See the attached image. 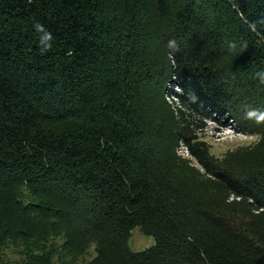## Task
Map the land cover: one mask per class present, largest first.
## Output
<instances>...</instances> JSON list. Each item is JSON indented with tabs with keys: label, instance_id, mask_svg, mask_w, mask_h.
I'll return each mask as SVG.
<instances>
[{
	"label": "trees",
	"instance_id": "trees-1",
	"mask_svg": "<svg viewBox=\"0 0 264 264\" xmlns=\"http://www.w3.org/2000/svg\"><path fill=\"white\" fill-rule=\"evenodd\" d=\"M258 71L264 0H0V264H264Z\"/></svg>",
	"mask_w": 264,
	"mask_h": 264
},
{
	"label": "rangeland",
	"instance_id": "rangeland-1",
	"mask_svg": "<svg viewBox=\"0 0 264 264\" xmlns=\"http://www.w3.org/2000/svg\"><path fill=\"white\" fill-rule=\"evenodd\" d=\"M227 123L222 121V123ZM230 119L228 120V123ZM218 125L215 123H207L204 132L202 133L201 140H203L209 147V153L216 158H221L228 151L236 149H249L256 145L257 135H244L243 133H236L233 131V127L226 126V124ZM220 129V132H216V129ZM183 156H187L186 152L181 150ZM153 246V240L150 237L142 235L138 228L132 230L128 247L132 252H143ZM17 251H14L16 253ZM19 259L17 255L9 257V260L14 261ZM10 261V262H11ZM52 264H60V262L53 257Z\"/></svg>",
	"mask_w": 264,
	"mask_h": 264
},
{
	"label": "clouds",
	"instance_id": "clouds-1",
	"mask_svg": "<svg viewBox=\"0 0 264 264\" xmlns=\"http://www.w3.org/2000/svg\"><path fill=\"white\" fill-rule=\"evenodd\" d=\"M34 29L40 34L39 37V44L41 46V52L46 53L51 49V41L52 36L47 31V29L43 28L42 25L39 24V22L34 23L33 25ZM167 47L171 50L172 53H175L179 50L178 45L174 40H169ZM230 47H234V45H230ZM242 50H245L247 48V45L244 44L241 46ZM254 78L259 81L260 84L264 85V71H258L254 74ZM244 118L245 119H253L256 123H264V109H258V108H252V107H246L244 111ZM262 137L257 135L256 140L257 142L260 141Z\"/></svg>",
	"mask_w": 264,
	"mask_h": 264
}]
</instances>
